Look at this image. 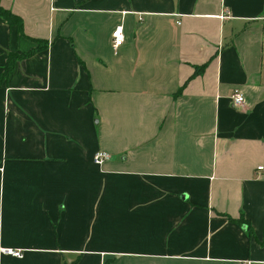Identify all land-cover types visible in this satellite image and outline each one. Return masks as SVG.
<instances>
[{
    "label": "crops",
    "instance_id": "obj_1",
    "mask_svg": "<svg viewBox=\"0 0 264 264\" xmlns=\"http://www.w3.org/2000/svg\"><path fill=\"white\" fill-rule=\"evenodd\" d=\"M0 8V264H264V0Z\"/></svg>",
    "mask_w": 264,
    "mask_h": 264
},
{
    "label": "built area",
    "instance_id": "obj_2",
    "mask_svg": "<svg viewBox=\"0 0 264 264\" xmlns=\"http://www.w3.org/2000/svg\"><path fill=\"white\" fill-rule=\"evenodd\" d=\"M224 16L227 15V12H224ZM123 44V35H122V28L120 25L114 27L110 34V47L112 50H116ZM231 102L234 105H241L243 103L242 95L238 92H233L230 96ZM108 155L104 152H96L92 156V162L94 165H101L104 161H106ZM256 171H264V166L256 167ZM0 254L8 255L14 258H21V252L17 250L11 249H0ZM245 264H251V262H246Z\"/></svg>",
    "mask_w": 264,
    "mask_h": 264
},
{
    "label": "trees",
    "instance_id": "obj_3",
    "mask_svg": "<svg viewBox=\"0 0 264 264\" xmlns=\"http://www.w3.org/2000/svg\"><path fill=\"white\" fill-rule=\"evenodd\" d=\"M0 18L5 23H7L8 25L16 26V28L19 31L21 25H20V20L17 17L11 15L9 12L0 8ZM34 42L36 43V47L34 49H32V50H30L24 54H21V55H12L11 54L7 57L5 64L3 66V69L0 72V85L5 81L7 76L11 73L16 60L27 57L29 55H32L33 53L39 52V51L43 50L47 45V43L44 41L36 40Z\"/></svg>",
    "mask_w": 264,
    "mask_h": 264
}]
</instances>
